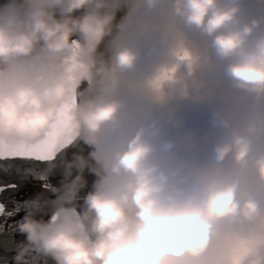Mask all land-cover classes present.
<instances>
[{"label": "clouds", "instance_id": "1", "mask_svg": "<svg viewBox=\"0 0 264 264\" xmlns=\"http://www.w3.org/2000/svg\"><path fill=\"white\" fill-rule=\"evenodd\" d=\"M15 148V264H264V0H2Z\"/></svg>", "mask_w": 264, "mask_h": 264}, {"label": "snow or ice", "instance_id": "2", "mask_svg": "<svg viewBox=\"0 0 264 264\" xmlns=\"http://www.w3.org/2000/svg\"><path fill=\"white\" fill-rule=\"evenodd\" d=\"M50 158L51 154L48 150L36 151L26 148L0 149V171L16 177L12 182L0 181V217L3 218L0 221V236H2L0 243H4L7 246L11 242L9 234L14 230L16 222H13L11 225L7 222L22 211L21 202L12 201L10 205L6 204L2 199L3 194L6 191L18 192L22 189L31 192L35 186L30 184L26 188L24 186L28 181L33 179L39 183L41 190L42 187H46L49 183L47 178V161ZM37 162L44 163L38 164Z\"/></svg>", "mask_w": 264, "mask_h": 264}, {"label": "flooded vegetation", "instance_id": "3", "mask_svg": "<svg viewBox=\"0 0 264 264\" xmlns=\"http://www.w3.org/2000/svg\"><path fill=\"white\" fill-rule=\"evenodd\" d=\"M20 216H18L17 219L8 220L7 223L9 225H11L13 222L17 223V220L20 218ZM0 221H2V220L0 219ZM16 223H15V225H16ZM15 233L16 232H15V228H14V230L9 234L11 242L7 246L4 243H0V264H15V261L13 259L15 254H16L15 253V246H16V243L21 239V237H20L16 240L15 239ZM16 235H18V234L16 233ZM0 239H2V236H0Z\"/></svg>", "mask_w": 264, "mask_h": 264}, {"label": "rangeland", "instance_id": "4", "mask_svg": "<svg viewBox=\"0 0 264 264\" xmlns=\"http://www.w3.org/2000/svg\"><path fill=\"white\" fill-rule=\"evenodd\" d=\"M14 180H15V178L13 176H11V182L14 181Z\"/></svg>", "mask_w": 264, "mask_h": 264}, {"label": "bare ground", "instance_id": "5", "mask_svg": "<svg viewBox=\"0 0 264 264\" xmlns=\"http://www.w3.org/2000/svg\"><path fill=\"white\" fill-rule=\"evenodd\" d=\"M42 163H44V162H42ZM27 187V184H26V186H25V188ZM35 188V187H34Z\"/></svg>", "mask_w": 264, "mask_h": 264}, {"label": "water", "instance_id": "6", "mask_svg": "<svg viewBox=\"0 0 264 264\" xmlns=\"http://www.w3.org/2000/svg\"><path fill=\"white\" fill-rule=\"evenodd\" d=\"M0 2H2V0H0Z\"/></svg>", "mask_w": 264, "mask_h": 264}]
</instances>
